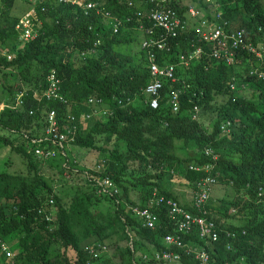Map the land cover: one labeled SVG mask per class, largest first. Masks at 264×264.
Listing matches in <instances>:
<instances>
[{"label":"trees","instance_id":"obj_1","mask_svg":"<svg viewBox=\"0 0 264 264\" xmlns=\"http://www.w3.org/2000/svg\"><path fill=\"white\" fill-rule=\"evenodd\" d=\"M80 1L38 0L17 16L13 0H0V264H167L166 252L177 253L178 264H199L202 253L208 264H264L259 259L264 255V80L246 75L253 89L231 102L227 80L244 66L217 65L213 42L196 30L204 22L228 32L235 22L234 28L244 31L243 43L264 47V0ZM88 2L95 6L87 7ZM154 10L178 20L172 32L154 25L149 16ZM29 11L32 33L20 37L18 21ZM103 11L124 20L122 26L114 31ZM136 31L142 33L140 52L128 45ZM153 41L165 45L158 48ZM194 48H200V56L189 60L186 50ZM149 53L155 63L174 66L175 81L159 78L155 95L145 93ZM260 53L256 69L264 72V50ZM239 54L248 66L257 59L248 48ZM51 69L63 99L43 97ZM176 88L182 92L173 111L170 91ZM154 96L155 109L149 106ZM50 110L62 132L74 131L73 138L65 156L37 160L31 139L42 133ZM82 113L87 121L75 130L74 119ZM68 146L103 157L80 166ZM205 148L217 155L212 172L217 184L229 188L207 203L217 225L204 236L198 223L174 231L170 217L181 214L157 206L152 193L180 203L171 181L193 189L206 175L195 168L213 163ZM53 164L65 178L78 176L83 187L64 198L47 180ZM190 199L191 193L185 205ZM203 203L182 210L198 214ZM133 207L155 214V228ZM167 233L172 240H166Z\"/></svg>","mask_w":264,"mask_h":264},{"label":"built area","instance_id":"obj_2","mask_svg":"<svg viewBox=\"0 0 264 264\" xmlns=\"http://www.w3.org/2000/svg\"><path fill=\"white\" fill-rule=\"evenodd\" d=\"M75 3H82L83 1L78 2V0H73ZM95 6V4L88 2L87 7ZM191 14H196V11L190 9ZM135 14H139V12H135ZM33 13L32 11H29L25 13L18 21L17 27L20 28V37L27 38L32 33V22L31 17ZM103 15L111 18L114 22L113 24V30H117V26L124 23V20H120L118 18L112 17L107 11H103ZM150 18L154 20V25L156 26H162L165 28L168 32H172L173 24H176L178 22L177 19L173 20V15L171 13H162L157 10H154L152 13L149 14ZM128 19V18H127ZM206 26L209 30L203 31L199 29V27ZM196 30L200 33L202 38L204 40L213 41L214 45L212 47V56L215 58H220L221 56H224L226 58V61L230 63L233 60V54L232 52H222L221 48L225 46V41L230 39L232 40V46H236L237 43H240L241 40V34L242 32H229L230 35H227L221 28H213L210 23H204L202 22ZM152 45L157 46L158 48H162L165 43L164 42H155L153 41ZM143 46L149 47V43L144 42ZM200 50L195 49L192 50L189 54H187L188 59L198 58L200 56ZM180 60H184V54L180 53L179 55ZM147 60L151 62L150 67V76L151 80L149 83L145 86V93L155 95L157 94L158 90L161 87V82L159 78H167L170 81H175L174 76V66L173 65H159L155 63L154 57L151 53L148 54ZM50 81V87L47 91V96H56V93L54 92L56 89V82L57 80H54V73H51L49 76ZM170 94L172 95L171 99V106L173 111H177L179 108L178 105V92L176 90H171ZM149 106L151 108H156L158 106V96H154L149 101ZM195 110H197L196 107H194ZM69 120H73L72 116L68 117ZM74 128V126H73ZM74 131L70 132V135L67 133H64L60 130L59 122L56 119L54 112L51 111L49 114V117L45 120V123L43 125L42 133L34 138L31 139V141L36 144V147L34 148L33 152L36 158H47L50 156H56V155H65L64 147L68 143L69 140L73 138ZM212 178H206L203 180V184L199 186L200 191L198 192L196 196V206H199L206 198H207V190L208 187L206 184H209L212 182ZM116 192V190L114 191ZM108 195H111V192L108 193ZM157 202H163L162 198L157 199ZM167 204L170 206V212L171 213H179L182 216V221L178 224V230L183 229L184 227L188 226L191 222H197L200 227V236H204L206 233L210 232V228L213 225L212 222H205L204 219L198 217H192L190 214L184 212L182 209L178 208L174 202H171L170 200H167ZM132 210L138 214L139 216H143L146 219L145 224L149 227H153L155 220L157 219L156 215L153 214L151 211H149L147 208L139 209L137 207H133ZM166 240H172L173 237L171 235H167ZM216 239V235H212V240ZM2 248H4V244L1 243ZM90 246L86 247L88 249ZM92 251V249H90ZM199 258L201 259L200 264H208V256L207 254H197ZM163 260L165 261H175L179 258L177 253L172 252H166L163 253ZM112 264V263H111Z\"/></svg>","mask_w":264,"mask_h":264},{"label":"clouds","instance_id":"obj_3","mask_svg":"<svg viewBox=\"0 0 264 264\" xmlns=\"http://www.w3.org/2000/svg\"><path fill=\"white\" fill-rule=\"evenodd\" d=\"M190 9L191 10H194L193 8H189V12H190ZM195 11V10H194ZM135 13V12H134ZM191 13V12H190ZM212 26V25H211ZM213 27V26H212ZM207 28V27H206ZM214 28V27H213ZM215 29V28H214ZM208 28H207V32H208ZM239 31H241L242 32V34H241V42L240 43H237V45L236 46H232V40H230V39H228V40H226L225 41V46L223 47V48H221V51L224 53H226V52H232V54H233V60L230 62V63H228L227 61H226V58L224 57V56H221L220 58H215L216 60H217V65L218 64H220V63H223L225 66H236V65H239L241 62H243L244 63V65H247L246 63H247V61H248V59L247 58H243V56L242 55H240L239 54V51H242L243 49H245V48H248V50L250 51V52H252V53H254V56L257 58V59H255L254 60V64L251 66V67H246V66H244V70L242 71V73L241 74H239V75H233V76H231V77H229L228 78V80H227V84H228V90H229V92L231 93V98H232V100L233 101H235V99L237 98V97H244L245 95H247L248 94V92H250V89H251V86H249L248 87V83L246 82L247 80H246V75L247 76H253V75H257V77L259 78V79H263L264 80V72H258L257 71V67H258V65H259V63H260V60L259 59H262V56H261V53H260V50L261 49H263L264 50V47L263 46H261V47H258V45L257 44H253L252 42H248V43H243V38H242V35H243V29H239V30H237V29H235L233 26H230V28H229V31L228 32H225L227 35H230V33L229 32H239ZM213 42V41H212ZM242 45L241 46V48L240 49H238V47H239V45ZM213 45H214V42H213ZM213 47V46H212ZM255 48H256V50H255ZM197 50V49H199L200 50V48H194V49H187L186 50V52H187V54H189L192 50ZM234 50H236V51H234ZM211 52H212V49H211ZM200 53V52H199ZM83 54V53H82ZM212 55V54H211ZM194 57H192V59H193ZM199 58V57H198ZM51 73H54V80H57V82H56V89H55V93H56V96H53V95H51V96H47V91H48V89H49V87H50V81H49V76L51 75ZM174 82V81H173ZM248 82H250V81H248ZM174 90H176V92H178V100H179V97H180V94H181V92H182V89L181 88H176V89H174ZM43 97L46 99V98H51V97H60L61 99H63V96H62V94H61V88H60V80H59V78L57 77V72L54 70V69H51L49 72H48V74L46 75V87L44 88V90H43ZM136 101H138V100H135V101H133V104H135V102ZM232 102V101H231ZM21 103V101H20V99H19V97L17 98V101H16V104H20ZM136 105V104H135ZM104 106L103 105H101V108H103ZM153 109H155V108H153ZM171 109H172V106H171ZM193 110L194 111H196L197 112V110H195L194 109V107H193ZM51 111H53V110H50L48 113H47V115H46V117H45V120L49 117V114H50V112ZM54 112V115H55V111H53ZM66 115H71V114H66ZM74 119V118H73ZM73 121V120H72ZM87 120H86V118H85V116L83 115V113L82 114H80V116L77 118V117H75V119H74V123H73V126H74V128L73 129H75V130H79L80 128H81V126H83L84 124H85V122H86ZM59 127H60V125H59ZM34 144V143H33ZM34 150V149H33ZM205 154H207V155H210L211 156V159H212V161H213V163L211 164V165H202V166H200V167H197V168H195L196 170H201V171H203L204 173H206V175L205 176H203V177H201L199 180H197L196 182H195V184H194V188L193 189H191V199H190V201L188 202V204L187 205H181L180 203H178L175 199H173V198H171V197H168V196H165V195H157V194H154V193H152V195H153V197H154V199H155V201H156V204H157V206H161V207H170L168 204H167V200H170L171 202H174L175 204H176V206L178 207V208H180V209H191V208H194V207H197L196 206V196H197V194H198V192L200 191V189H199V186L201 185V184H203V180L204 179H206V178H212L213 179V181L212 182H210L209 184H206L207 185V187H208V190H207V198H206V201H203L204 203H203V205H202V207L199 209V213L198 214H193V215H191L192 217H195V218H198V217H200V218H202V219H204V221L207 223V222H212L213 223V225H217V222L215 221V219L213 218V214H210L209 213V211H208V208H207V203H208V200H209V198L211 197L212 198V195L211 194H213V188L214 187H221V188H223V186H220L219 184H217V181H216V177H215V175H213V168H214V165H215V163H216V161H217V155H215V154H213V152H212V150L211 149H209V148H205ZM60 155V154H59ZM59 155H56V156H59ZM56 156H54V157H56ZM60 156H65V155H60ZM47 158H49V157H47ZM37 160H38V158H36ZM43 159H46V158H41L40 160H43ZM116 194H117V191L115 192ZM159 198H162L163 199V202H160V203H158L157 202V199H159ZM213 200V199H212ZM202 204V203H201ZM131 210H132V208H131ZM133 211V210H132ZM134 212V211H133ZM170 217V216H169ZM215 217L216 218H219V215L218 214H216L215 215ZM51 218V217H50ZM171 218V220L172 221H174L175 222V228H174V231H179L178 230V224L182 221V217L181 218H173V217H170ZM53 219V218H52ZM224 220L222 219V218H220V222H223ZM191 223H197V222H191ZM152 229H154L155 228V226H153V227H151ZM227 233H229V232H227ZM167 235H170L169 233H167L166 234V236ZM1 243H3V241H0V244ZM4 244V243H3ZM2 246V245H1ZM259 259L261 260V261H264V255L262 254L260 257H259ZM178 260V259H177ZM177 260H175V261H165L164 260V262H166L167 264L168 263H176L177 262ZM112 263V261H110V262H108V263H105V264H111ZM100 264H104V263H100ZM200 264V263H199Z\"/></svg>","mask_w":264,"mask_h":264},{"label":"rangeland","instance_id":"obj_4","mask_svg":"<svg viewBox=\"0 0 264 264\" xmlns=\"http://www.w3.org/2000/svg\"><path fill=\"white\" fill-rule=\"evenodd\" d=\"M38 0H30L28 2H24L22 0H13L12 3V8H13V12L15 15L19 16L22 13H24L25 11H23L30 3H37ZM184 2H186L187 4H192L189 0H184ZM23 11V12H22ZM232 26L235 27V22H232ZM134 30V29H133ZM141 41H142V33L139 31L135 32V35L133 36V40L129 42V47L133 50V52H138L140 50L141 47ZM140 52V51H139ZM240 66H246V67H251L248 65H244L243 62H241L239 64L238 67ZM242 73V69H239V74ZM251 89L252 86H251ZM3 94H4V88H3V81L1 79L0 81V109L3 107ZM250 92H248L247 95H249ZM220 99V98H219ZM218 99V100H219ZM229 99V97H228ZM231 101L232 98H231ZM105 108V107H103ZM42 118H41V122H42ZM0 133H3V131L0 129ZM112 143V140L109 141H104V144L107 148H110ZM97 144L101 145L103 144L99 139H97ZM3 145L0 143V159L3 157L4 153H3ZM68 149L70 151L71 156L77 161L78 165L80 166H92L94 165L98 160H100L103 155L101 153H99L96 150H90L87 148H79L76 146H68ZM6 152V150H5ZM1 162V161H0ZM58 165L53 164L52 165V169L49 173V175H47V180L52 184L53 189L58 190V192L64 197V198H68L65 197L70 196L71 194H73L74 190L76 188H82L83 184H82V180H78V176H70L68 178H65L63 176V174H61L58 171ZM172 182V186L171 189L173 192H176V196L178 201L182 204L185 205L187 203V200L189 198L191 189H189L188 187L185 186V184L183 183V181H179L178 179H174L171 181ZM220 185V184H219ZM220 186H224V185H220ZM224 192H229V188H221V187H216L215 191L212 195V199L215 200L217 198H220L222 196V194ZM231 222V221H229ZM232 222H235V220H233ZM56 247V246H54ZM57 249V247H56ZM168 264H178V263H168Z\"/></svg>","mask_w":264,"mask_h":264},{"label":"crops","instance_id":"obj_5","mask_svg":"<svg viewBox=\"0 0 264 264\" xmlns=\"http://www.w3.org/2000/svg\"><path fill=\"white\" fill-rule=\"evenodd\" d=\"M132 29V28H131ZM215 188V187H214ZM214 193V192H213Z\"/></svg>","mask_w":264,"mask_h":264}]
</instances>
